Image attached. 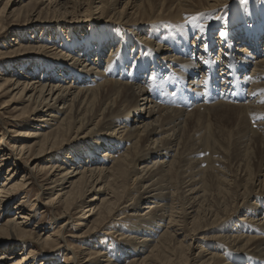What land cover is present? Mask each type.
<instances>
[{
  "label": "bare ground",
  "instance_id": "1",
  "mask_svg": "<svg viewBox=\"0 0 264 264\" xmlns=\"http://www.w3.org/2000/svg\"><path fill=\"white\" fill-rule=\"evenodd\" d=\"M231 1L0 0L15 22L43 5L18 31L0 17V61L31 56L0 75V93L29 103L0 125L11 144L0 136V178L12 162L0 185V264H264V2L249 12L238 3L222 23ZM106 18L120 27L114 36L84 44ZM126 26L137 42L114 33ZM204 111L220 124L194 137ZM36 185L51 217L42 229L39 208L25 209ZM119 210L130 226L114 222ZM73 218L79 250L62 233ZM102 225L121 242L115 250L88 239Z\"/></svg>",
  "mask_w": 264,
  "mask_h": 264
},
{
  "label": "rangeland",
  "instance_id": "2",
  "mask_svg": "<svg viewBox=\"0 0 264 264\" xmlns=\"http://www.w3.org/2000/svg\"><path fill=\"white\" fill-rule=\"evenodd\" d=\"M28 1V0H27ZM254 1V3H252ZM4 3H5V1H3ZM1 3L0 4V11H1V8L3 7V4L4 3ZM256 2V0H247V2L246 3H243V4H241V5H243V7L245 8V10H247L248 12H249V10H256V7L257 6H259V4H261V2H264V0H257V4L255 3ZM238 3H241V0H233V1H231V2H229V4H227V6H225V7H223L222 9H219L218 11L220 12V13H222V14H224V19H223V22L222 23H226V24H228L229 23V18L231 17V15H234L236 12H239L240 13V10L239 9H242V7L238 4ZM34 5V6H33ZM40 5V4H39ZM38 5V3L37 2H34V3H32V6L31 5H29L28 7H27V11H25L26 12V14L28 15L29 13H31V12H33L34 10V12H38L39 10H41V8L43 7V5H41V6H39ZM247 6V7H246ZM33 7V8H32ZM248 7H249V9H248ZM29 8V9H28ZM38 8V9H37ZM260 9V8H259ZM30 11V12H29ZM235 11V12H234ZM25 12H23L20 16H21V20L20 21H16L15 22V17L12 15V14H10V16H7V13L5 14V13H3V11H1L0 12V17L2 18V20H4V23H5V28L7 27V29L8 30H10V29H15L16 31H18V30H20L19 28L21 27V25H24V23H23V19L26 17V14H25ZM213 13H218V12H213ZM1 14H3V15H1ZM5 14V15H4ZM23 14H25L24 16H23ZM203 14V13H202ZM17 15V14H16ZM200 15L201 14H199V15H195V14H192L191 15V13H189L188 14V17L190 16V18H192V17H198V18H200ZM5 16V17H4ZM10 18V19H9ZM23 18V19H22ZM189 19V18H188ZM10 20V21H9ZM8 21V22H7ZM49 21L50 20H47L45 17H42V19H41V23H42V26H47V25H52V26H54V24H57V23H54V21H52V23H49ZM123 24V23H122ZM42 26H35V27H42ZM97 26H99V28L100 29H98V27ZM142 26V25H141ZM110 28L111 29H113L114 28V30H110ZM116 28H120V27H117V25H115V24H113L112 22H108L107 21V18L105 19V22L103 21V22H100V24H97V25H95L94 27H93V29H92V31H90L91 32V35L89 36V37H86L84 40H83V43L84 44H86L87 42H89L90 40H92V39H94V37L96 38L97 36H102V35H106V36H110V38H112L113 36H114V34L112 33V31H115V29ZM138 29H141V28H138ZM143 30V29H142ZM37 32H40L39 30H37L36 32H34V34L33 35H37ZM89 32V33H90ZM122 32H123V34L126 36V38H128V37H130L132 40H135L136 42H137V32H135L134 31V29H133V27H129V26H126L125 28H122V31L121 32H114V33H116L117 35L119 34V35H123L122 34ZM127 32H129V33H127ZM131 32V33H130ZM142 32V31H141ZM27 34V31H26V33H25V35ZM29 35V34H28ZM28 35L27 36H25L26 38L25 39H27L28 40V38H30V36L28 37ZM214 39V38H213ZM89 40V41H88ZM0 41H1V39H0ZM109 48H110V45H107V48H106V50H105V52H104V56H103V59L105 58V56L107 57L108 56V54H107V52H108V50H109ZM264 48V38H262V40L260 41V49H263ZM123 49H124V47H123ZM129 52V51H128ZM134 53H136V51H134ZM120 54H123V50H121V52H120ZM142 55H145V52H144V54H141V53H138L137 55H135L134 56V58H135V60H137V63H136V65H134L135 67H139V65H140V63H141V61H140V59H142ZM141 56V57H140ZM30 57L31 56H19V57H12L11 59H9V61L8 60H6V61H4V62H2V61H0V75L1 74H4L3 72H11V70H12V64H11V62H14V63H17V64H19V63H21V62H25L27 59H29V60H31L30 59ZM14 58V59H13ZM97 58L98 57H96L95 56V54H92V57H91V59H93V60H95V61H97ZM138 58V59H137ZM140 58V59H139ZM36 59H39V58H36ZM117 60V59H116ZM115 60V61H116ZM44 60H42V62H43ZM103 61V60H102ZM98 62V61H97ZM204 63V62H203ZM3 64V65H2ZM11 64V65H10ZM103 64H104V62H103ZM5 65V66H4ZM128 65H124V67L126 68ZM251 66L252 65H250V68H251ZM104 67V66H103ZM80 68V67H79ZM101 69V68H100ZM4 70H7V71H4ZM218 71V70H217ZM120 73V74H119ZM124 73V70H123V72H121L119 69L117 70V73H115L116 74V76L117 77H120V76H123L122 74ZM41 74V73H40ZM243 74H245L246 75V73H243ZM247 75H248V72H247ZM37 77H39V74H37ZM92 77L93 76H91L89 79H92ZM67 80L68 81H70L69 79H68V77H67ZM74 81V80H73ZM72 81V82H73ZM185 82H187L186 80H185ZM245 90V89H244ZM245 92H246V95H247V93H248V90L246 89L245 90ZM171 92H169V98H172L171 97V94L173 93H171ZM2 95V96H1ZM13 95V93L12 94H5V93H0V108H2V109H0V125H1V122L2 121H4V120H6L5 118H8V117H10L11 115H12V113H13V111H14V107H16V109L17 108H19V109H23L25 106L26 107H28V105H29V103H27L26 101H23V100H25V98L23 97V96H18V95H15V97L16 96H18V97H16V98H13L14 97V95ZM23 97V98H22ZM13 98V99H12ZM142 97H140L138 100H137V102L138 101H140V99H141ZM10 99H12V101L10 100ZM20 100V101H19ZM22 101V102H21ZM141 103V102H140ZM139 103V104H140ZM139 104H137V107H138V105ZM182 107L184 108V109H182ZM181 107V109L183 110V111H188V110H190V109H194V108H190V107H187V106H182ZM192 107V106H191ZM4 108V109H3ZM14 108V109H13ZM190 108V109H189ZM18 111V110H17ZM17 111H15L16 113H18ZM204 112H206V116H207V118H208V120L205 118V119H200V121L199 120H197L196 118L199 116V114L200 113H198L197 115H194L193 117H194V119L196 120V121H199V122H196V123H194L193 124V127H192V129H194L193 130V132L191 133V135L192 134H194V135H192V136H196V135H198V137L199 136H203L204 137V133L206 134V133H208L209 134V132H210V130H211V128L213 127V129H214V127L217 129V125H219L220 123H219V121H215L214 119H213V116H212V114H209L207 111H204ZM204 112H203V114H204ZM14 115H16V114H14ZM32 116L33 115H28L27 116V118H25V119H28V120H26V121H24V126L25 125H29V124H31V122H32ZM39 116H41V114H39ZM216 126H215V125ZM194 126H195V128H194ZM6 127V129L7 130H9V126L7 125V126H5ZM5 127L4 126H2V127H0V133H1V137H2V141L4 142V144H7V145H11V144H9L10 143V141H9V138H10V136L8 135V133L6 132L7 130L5 129ZM1 129H3V131L1 130ZM26 129V128H25ZM216 129H214L215 131H216ZM26 130H24V132H25ZM110 132V130L108 131V133ZM225 132H226V130H225ZM224 132V133H225ZM227 136H228V134H227ZM0 137V138H1ZM74 138V139H73ZM205 138V137H204ZM67 139H72L73 141H75V136L73 135V133L71 134V135H68L67 136ZM212 139H213V141H214V143H215V145L217 144V145H221V143H223L222 145H223V147L225 146V141H227L226 139L224 140V141H222V140H218V138H217V136L215 135V132H214V134H213V137H212ZM69 145H72L71 143H69ZM209 149V148H208ZM6 150H7V148H6ZM33 154H29V156H26V158L24 159V160H27V161H30V160H32V158H34L35 157V155H34V152H32ZM64 154H62V156H63ZM62 160V159H61ZM38 161V160H37ZM30 162H32V161H30ZM29 162V163H30ZM33 163H36V161H34ZM10 165H12V162H9V163H7L5 166H4V169H3V174L1 175V178H0V185H1V181H3L4 180V175H5V173H6V171H7V169L10 167ZM138 165H140V164H137L136 166H135V168H137L138 167ZM44 166H50L49 164H43V167ZM21 168H23V166L21 167ZM22 171V170H21ZM23 173V171L20 173V174H22ZM228 173H231L232 175L233 174H235V171H228ZM123 181H125L126 183H124ZM121 182L122 183H124L123 184V187L124 188H126V187H128L127 186V180H121ZM117 184H119L120 185V182H117ZM126 184V185H125ZM128 188H130V187H128ZM129 190H131L129 193H130V195L129 196H137V192H136V190H132L131 188L129 189ZM133 193H136L135 195L133 194ZM44 194H46V192L44 193ZM23 195H19V196H17V197H15V199H14V201H13V203L11 204V205H13V204H15V202H17L18 200H20V197H22ZM128 196V197H129ZM29 200L30 201H28L29 202V204H28V208L26 207L25 209L28 211H30L31 209L30 208H32V209H34L33 211H35V210H37L38 208V211H36L37 212V214L38 215H36L37 216V221H41L40 222V224L42 225H40L41 227V229L42 228H46L47 226H50V225H48V224H51V217H49V214H47L48 213V208H45V207H43V204H44V201L46 200V195H45V197H44V195H43V191L42 190H39L38 188H37V185H36V187H33V189H31V191H30V195H29ZM32 199V200H31ZM40 199V200H39ZM35 200V201H34ZM87 200V199H86ZM125 202H127V201H125ZM129 202V201H128ZM31 203H32V205H31ZM35 205H36V207H35ZM126 205H127V203H125V204H123L122 205V207L121 208H124L125 209V207H126ZM32 206V207H31ZM44 209V210H43ZM128 209H125L124 210V212L125 211H127ZM143 210V209H142ZM33 211H32V213H33ZM41 212H44V213H41ZM123 211L122 210H119L118 212H116L115 214H114V222L115 223H117V224H120L121 226H130V225H127V224H129V222H123V220H120V221H117V219L120 217V213H122ZM79 214H81V212L79 213ZM78 214V215H79ZM77 215V216H78ZM66 220V218H62L59 222H57L58 224H57V228H56V230L57 229H59V227L61 226V225H63V222ZM80 221H82L80 218L79 219H77V218H73V219H70L69 220V224L68 225H64V227H63V229H62V233H63V236H65L66 237V239H67V242H68V245H71V246H73L74 247V249H76V250H79L80 249V247H81V242H80V239H76V238H73V237H71V235L73 234L72 232H77V233H80V231L82 230V226H76V225H74V223L76 224V223H78L79 224V222ZM113 221V220H112ZM32 224H33V222H32ZM47 224V225H46ZM45 225V226H44ZM98 229L96 230V232H93V233H91V234H89L88 235V239H90V241H94L95 243L97 242L98 243V245H100V247H108V249H110L111 251L112 250H115L116 249V246H120V244H121V242H119L118 240H116V238H114L113 236L112 237H110V236H107L106 235V231H108V229H110V227H108V226H98L97 227ZM211 229H213V228H211ZM55 231V230H54ZM123 231H125V232H127V230L126 229H124ZM211 230H208V231H206V232H201V233H199V235H198V238H201V237H207L208 236V234H209V232H210ZM181 238V237H180ZM63 250V252H62V254L61 255H63L64 254V252L65 253H67L68 251H67V249H66V247L64 248V249H62ZM196 251H197V249H194V250H192L191 252H193V254L195 255L196 254ZM65 256V255H64ZM42 259V258H41ZM64 261H65V259L63 258V259H58V263H64ZM34 262H35V260H34ZM40 263V261L37 263V264H39ZM95 263V262H94Z\"/></svg>",
  "mask_w": 264,
  "mask_h": 264
},
{
  "label": "snow or ice",
  "instance_id": "3",
  "mask_svg": "<svg viewBox=\"0 0 264 264\" xmlns=\"http://www.w3.org/2000/svg\"><path fill=\"white\" fill-rule=\"evenodd\" d=\"M241 2L246 3L247 0H241ZM199 31H200L201 34L204 33L205 26L203 24L200 25ZM220 36H221V38H223L225 36V33L223 31H221L220 32ZM193 38L196 39V40L200 39V37H198V36H194Z\"/></svg>",
  "mask_w": 264,
  "mask_h": 264
}]
</instances>
